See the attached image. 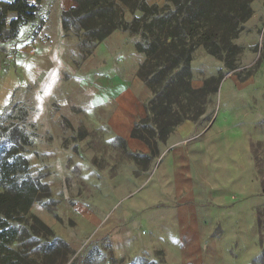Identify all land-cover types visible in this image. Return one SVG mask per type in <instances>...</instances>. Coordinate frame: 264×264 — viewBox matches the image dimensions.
<instances>
[{"label": "crops", "instance_id": "0c3cea01", "mask_svg": "<svg viewBox=\"0 0 264 264\" xmlns=\"http://www.w3.org/2000/svg\"><path fill=\"white\" fill-rule=\"evenodd\" d=\"M73 6L40 0L17 45L0 50V115L28 92L26 126L35 138L26 157L50 194L30 212L74 252L107 231L113 257L122 259L131 238L158 232L162 206L167 259L175 247L178 264H254L264 234V60L243 79L226 74L204 115L179 125L148 159V146L131 137L152 97L138 76L142 55L115 32L78 61L79 38L60 23ZM251 8L247 25L264 18V0ZM258 58L248 51L241 69ZM228 242L244 261L223 251Z\"/></svg>", "mask_w": 264, "mask_h": 264}, {"label": "trees", "instance_id": "16d2710c", "mask_svg": "<svg viewBox=\"0 0 264 264\" xmlns=\"http://www.w3.org/2000/svg\"><path fill=\"white\" fill-rule=\"evenodd\" d=\"M39 2L0 0V50L17 45L21 27L35 20ZM73 2L61 12L63 31L72 27L77 37L81 32L94 40V46L117 30L138 38L134 49L144 56L138 76L152 97L131 137L148 146V159L159 155V143L179 125L197 122L213 102L223 75L240 67L243 50L236 40L253 14V0H165L161 7L145 0ZM198 47L222 61L226 72L193 88L192 54ZM17 107L6 108L0 124V264H62L75 252L30 212L34 203L51 200L48 188L31 175L26 152L35 134L26 126L30 114Z\"/></svg>", "mask_w": 264, "mask_h": 264}, {"label": "rangeland", "instance_id": "374dc122", "mask_svg": "<svg viewBox=\"0 0 264 264\" xmlns=\"http://www.w3.org/2000/svg\"><path fill=\"white\" fill-rule=\"evenodd\" d=\"M31 2H35V0H30ZM149 5L156 4L158 6H163L165 0H145ZM254 1V0H253ZM152 2V3H150ZM253 3V2H252ZM252 5V4H251ZM253 17V14L251 18ZM251 18L249 20H251ZM249 20L245 23L244 31L239 35L236 40V43L242 48L243 52L239 57L240 67L235 71H228V73H235L238 75L240 79H243L248 73L251 71H255L258 67L259 62L263 59L264 60V18L262 15L257 14L256 18L252 19L250 25H247ZM73 33H76V29L70 27ZM115 32H123L120 30L114 31ZM127 35V39L133 44L137 41V37L133 35H129L126 32H123ZM79 38V45H78V54L77 60H82L85 55L91 52L94 46V40H90L89 38L82 35L81 32H78ZM128 41V43H129ZM127 43V44H128ZM248 51L255 52L258 55V62L255 66H251L249 69H241V62L242 59ZM140 54V53H139ZM142 55V54H141ZM192 81L191 85L193 88H198L203 85V78L205 74H212L217 76L221 73L226 72L225 65L222 61L208 55L203 47H198L192 54ZM144 60V56L142 55V62ZM142 64V63H141ZM140 68V67H139ZM241 69V70H240ZM139 71V70H138ZM225 75H223V78ZM222 81V80H221ZM199 84H201L199 86ZM30 96L26 90L21 91L18 95V100H16L13 104L17 105L19 108L20 106H24L27 112L30 114L31 109L27 105V101L30 100ZM11 114V113H10ZM20 113L18 111H14V115ZM7 114L1 113L0 115V124H4V120ZM135 162L139 164H144L145 160L134 157ZM41 200V199H40ZM167 216L169 213H166L165 209L162 206H159L158 214H157V225H158V232L154 234V236L148 240L138 241L137 238L133 240L131 238L130 243V254L127 257L122 259H115L110 251L109 244H108V234L107 231H102L96 238L90 240L85 247L80 252H75L74 255L69 257L64 263L62 264H178L180 263L181 254L175 250L173 253L170 254V259H167L166 254V245H167V236L165 235V228L167 224ZM128 226L131 227L134 223L131 219L127 222ZM233 239V238H232ZM231 239V240H232ZM233 243V242H232ZM259 245V255L256 258L254 264H264V234L259 238L258 241ZM223 251L225 249L230 248L233 251L231 258L233 260H243L244 258L242 255H237L235 253V247L231 242L221 245ZM242 262V261H241ZM245 264V262H242ZM37 264H49L44 260H38ZM58 264V263H57Z\"/></svg>", "mask_w": 264, "mask_h": 264}]
</instances>
